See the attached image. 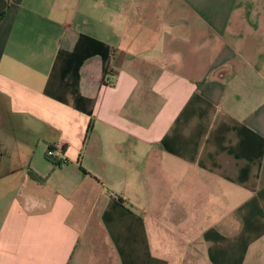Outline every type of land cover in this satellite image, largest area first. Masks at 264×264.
I'll return each mask as SVG.
<instances>
[{
	"label": "crops",
	"instance_id": "crops-1",
	"mask_svg": "<svg viewBox=\"0 0 264 264\" xmlns=\"http://www.w3.org/2000/svg\"><path fill=\"white\" fill-rule=\"evenodd\" d=\"M0 264H264V0H0Z\"/></svg>",
	"mask_w": 264,
	"mask_h": 264
},
{
	"label": "built area",
	"instance_id": "built-area-1",
	"mask_svg": "<svg viewBox=\"0 0 264 264\" xmlns=\"http://www.w3.org/2000/svg\"><path fill=\"white\" fill-rule=\"evenodd\" d=\"M64 145L58 143L56 146H51L47 150V157L56 160L63 155Z\"/></svg>",
	"mask_w": 264,
	"mask_h": 264
},
{
	"label": "trees",
	"instance_id": "trees-1",
	"mask_svg": "<svg viewBox=\"0 0 264 264\" xmlns=\"http://www.w3.org/2000/svg\"><path fill=\"white\" fill-rule=\"evenodd\" d=\"M48 158V157H47ZM50 159V158H48ZM54 164L58 165L61 162H57V160L54 159H50ZM31 178H33L34 180L38 181V182H44L46 179L42 178L41 176H39L38 174H36L35 172L31 171L30 172ZM117 201L119 202V204L123 205L125 202L122 198L117 197Z\"/></svg>",
	"mask_w": 264,
	"mask_h": 264
}]
</instances>
